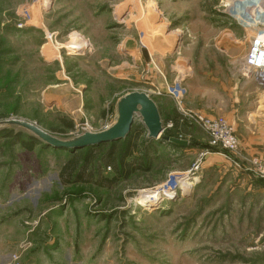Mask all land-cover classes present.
<instances>
[{"label":"rangeland","instance_id":"374dc122","mask_svg":"<svg viewBox=\"0 0 264 264\" xmlns=\"http://www.w3.org/2000/svg\"><path fill=\"white\" fill-rule=\"evenodd\" d=\"M247 10L243 0H0V121L70 139L103 131L118 99L145 92L165 126L178 116L164 135L189 143L149 142L136 118L150 169L123 178L101 167L65 184L66 149L0 128V264L15 252L20 264H264L263 195L248 190V171L203 157L204 133L180 113L213 103L227 116L244 98L264 110L241 72Z\"/></svg>","mask_w":264,"mask_h":264},{"label":"built area","instance_id":"2783aa9c","mask_svg":"<svg viewBox=\"0 0 264 264\" xmlns=\"http://www.w3.org/2000/svg\"><path fill=\"white\" fill-rule=\"evenodd\" d=\"M243 2L245 9L250 10H247L244 30L251 33L247 38L249 42L247 52L240 62L241 72L244 78L253 81L264 94V0H243ZM180 113L207 135L208 144L203 157L218 153L239 169L264 179V164L258 159H252L251 168H245L239 139L233 126L224 117L210 118L193 111L180 110ZM172 126L170 122L166 127ZM20 260V253L15 252L10 256L7 264H20Z\"/></svg>","mask_w":264,"mask_h":264},{"label":"water","instance_id":"95a60500","mask_svg":"<svg viewBox=\"0 0 264 264\" xmlns=\"http://www.w3.org/2000/svg\"><path fill=\"white\" fill-rule=\"evenodd\" d=\"M140 119L147 132L148 141L158 140L180 147H188L187 140L166 136L165 122L158 105L145 92H131L118 99L111 124L101 132L84 130L81 135L61 139L42 130L38 125L22 120L0 121V128H17L29 133L49 147L56 149L81 150L97 147L106 143L127 140L133 130L135 119Z\"/></svg>","mask_w":264,"mask_h":264},{"label":"trees","instance_id":"16d2710c","mask_svg":"<svg viewBox=\"0 0 264 264\" xmlns=\"http://www.w3.org/2000/svg\"><path fill=\"white\" fill-rule=\"evenodd\" d=\"M68 126L69 128L72 127V125ZM143 133L144 131L140 126L134 127L130 137L125 141L106 143L81 150L66 149L70 154L62 166L60 176L63 182L69 184L73 177L75 178V182H83L85 177L95 176L98 172L97 170L101 167L112 169L117 176L119 174L123 175V178H128L131 173L138 170L145 171L150 169V165L147 163H149L148 160L153 151L150 145L143 146L141 149L140 145L142 144L140 143V139ZM15 137L18 139V143H21L25 149L29 151L34 150L35 143L33 141L27 143L21 140V135H16ZM62 150L65 151V149ZM100 174L101 172L98 175L99 177H101ZM117 176H115L116 179ZM101 180L98 184L107 186L108 180Z\"/></svg>","mask_w":264,"mask_h":264},{"label":"crops","instance_id":"0c3cea01","mask_svg":"<svg viewBox=\"0 0 264 264\" xmlns=\"http://www.w3.org/2000/svg\"><path fill=\"white\" fill-rule=\"evenodd\" d=\"M255 86L257 87L256 84H255ZM193 88H194L193 85H191L190 90H192ZM257 89H258V87H257ZM205 90H207L208 92H211L212 95H214V97H219L214 88L208 87L206 89L205 85L203 84L201 92H205ZM205 94L206 93L202 94V100H204V101L206 100ZM78 98H79L78 96H73V99L77 100L79 103V106H78V109H79L82 106V104H80ZM262 98H263V96H262ZM263 101H264V98H263ZM166 102L167 101H164L163 104H167ZM242 102H243L242 106H240V104L237 105V108L232 109V111L230 113H227V116H222L221 113H223V110L220 108L219 105L214 106L213 103H211V105L214 109L213 111L207 110L210 108L209 106H211L209 103H208L209 106H207V108H205V106L200 104L201 105V108H200L201 111L199 113H202L203 115L210 117V118L222 116L233 126L235 133H236V135L239 139V142H240L241 154H242V158L244 160L243 164H244L245 168L249 169V168H251L250 167V161L252 159H258L261 163L264 164V110H260L259 107L256 106L255 100H253V99L244 98L242 100ZM187 103H188L189 107H191V108L196 107L194 105V102H192V101H187ZM158 107H159V110L161 112L162 119H163L162 107H161V105L159 106V104H158ZM169 116H171V115L170 114L168 115V118H167L169 120L168 123L173 122V124L176 125L178 123L177 122L178 116H177L176 120H174L173 118H171ZM204 135L206 137L205 138L206 143L208 144L207 135L205 133H204ZM161 143H164V142H161ZM166 144H171V143H166ZM209 158L213 162H216V163L218 161H222L221 164L224 167H232V166L234 167V165L230 161H228L225 157H223L222 155H220L218 153H212ZM248 174H249V179L247 178L248 181L246 183L248 190L251 192L255 191L256 193L263 195L262 201H264V179H260V178L255 179L254 178V179H252L253 181L251 182L250 177H252L253 174L250 172ZM254 177H256V176H254Z\"/></svg>","mask_w":264,"mask_h":264},{"label":"bare ground","instance_id":"6f19581e","mask_svg":"<svg viewBox=\"0 0 264 264\" xmlns=\"http://www.w3.org/2000/svg\"><path fill=\"white\" fill-rule=\"evenodd\" d=\"M60 86H57V87H54V89H57V88H59ZM186 184L184 185V186H182V190H184V189H188V188H191V187H193V183L192 182H185ZM168 195H170V194H168ZM158 197V195H156V198ZM155 199V196H151V195H146V196H144L143 198H142V202L143 203H145V202H149V200L150 199ZM141 202V204H143Z\"/></svg>","mask_w":264,"mask_h":264}]
</instances>
